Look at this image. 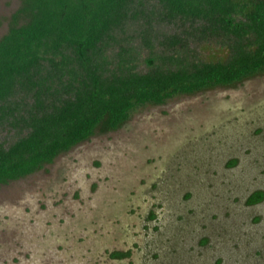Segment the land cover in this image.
Listing matches in <instances>:
<instances>
[{"label":"rangeland","instance_id":"obj_1","mask_svg":"<svg viewBox=\"0 0 264 264\" xmlns=\"http://www.w3.org/2000/svg\"><path fill=\"white\" fill-rule=\"evenodd\" d=\"M20 6L0 0V39ZM258 190L264 74L139 108L0 185V264H264V200L247 205Z\"/></svg>","mask_w":264,"mask_h":264},{"label":"trees","instance_id":"obj_2","mask_svg":"<svg viewBox=\"0 0 264 264\" xmlns=\"http://www.w3.org/2000/svg\"><path fill=\"white\" fill-rule=\"evenodd\" d=\"M217 49L223 59L207 57ZM262 74L264 0H21L0 39V185L139 108ZM263 200L258 190L247 205Z\"/></svg>","mask_w":264,"mask_h":264}]
</instances>
